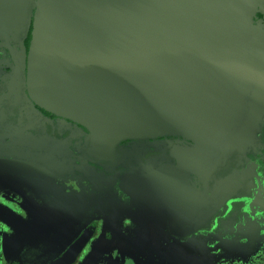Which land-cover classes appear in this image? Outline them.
I'll return each instance as SVG.
<instances>
[{"label": "water", "instance_id": "95a60500", "mask_svg": "<svg viewBox=\"0 0 264 264\" xmlns=\"http://www.w3.org/2000/svg\"><path fill=\"white\" fill-rule=\"evenodd\" d=\"M263 3L35 0L29 94L94 136L173 133L191 139L194 146L175 165L129 177L135 179L136 196L166 207L172 217L186 215L191 204L184 180L212 154L234 114L243 77L254 66L243 44L245 17H253ZM250 38L255 60L264 64V29L252 26ZM263 108L264 74L252 94L247 124L231 148L250 135ZM2 171L33 174L37 168L0 157ZM95 232L94 223L50 264H74Z\"/></svg>", "mask_w": 264, "mask_h": 264}, {"label": "rangeland", "instance_id": "374dc122", "mask_svg": "<svg viewBox=\"0 0 264 264\" xmlns=\"http://www.w3.org/2000/svg\"><path fill=\"white\" fill-rule=\"evenodd\" d=\"M14 1L6 0L8 5ZM23 18H17L18 25ZM247 35L244 32V45H248ZM247 45L245 52L250 58ZM246 104L249 102L242 106ZM242 114L244 111L234 115L238 119ZM4 128L6 125L0 120V143L8 135L14 145L8 149L11 153L0 151L1 155L43 161L78 180V185L73 184L74 188L69 189L56 179L0 176L1 183L19 188L24 197L34 202L28 218L0 208V217L7 223L0 221V264H47L62 254L93 221L100 223L99 233L76 264H264V192H257L264 185V108L242 143L245 147L249 142L242 151V159L231 160L224 171V175L231 177L247 176L252 170L251 193L231 198L215 223L189 237H174L162 209L145 205L125 190L127 175L139 176L170 161L167 141H131L123 150L119 147L121 159L109 162L100 158L101 173L87 163L79 170L81 175H77L78 170H73L72 165L69 168L57 161L70 156L63 140L53 141L48 135L38 138L18 131L4 132ZM70 135L76 139L78 133L71 131ZM20 146L35 150L31 152ZM69 147L79 153V146ZM42 148L51 152V156L44 157ZM73 158L72 155V161Z\"/></svg>", "mask_w": 264, "mask_h": 264}, {"label": "flooded vegetation", "instance_id": "af4514ba", "mask_svg": "<svg viewBox=\"0 0 264 264\" xmlns=\"http://www.w3.org/2000/svg\"><path fill=\"white\" fill-rule=\"evenodd\" d=\"M18 2V0H15V5H8L6 0H0V120H3L6 125V128L2 129L4 132L13 133L14 131H18L23 133L24 136L32 134L34 136H38V138H42V135H48L53 141L63 140V142H66L68 145L70 156L60 157L59 159L57 158V161L63 162L66 164L65 166H68L69 168L72 165L74 168L73 170H78L77 175H81L80 171L83 170L87 163L91 168L96 171L98 170L97 172L101 173V165L98 164L100 158H104L109 162L121 159L122 153L120 152L119 147L122 146L123 150L124 145L131 141L165 140L169 143L168 155L170 156V161L156 167L155 169L175 165L181 155L187 149L194 146L191 139L181 134L173 133H166L156 137H143L135 139L124 137L119 140H114L115 137L94 136L87 129L80 126L79 123L71 121L70 118L58 114H47L39 110L35 105L36 102L31 98L28 89V64L31 41V39H29L30 31L28 28L30 23L31 7L26 9L27 12H25L23 9H25L26 5H28L29 0L20 1L23 4ZM32 3L34 5L35 0H32ZM263 8L264 7L260 8V10L253 17L248 15L245 17L244 22H247L249 31L254 25H259L262 30L264 29V13H260L263 11ZM20 16H24V18L22 24L18 25L17 18ZM247 36L248 50L251 54L250 59L252 58V55H254L255 58V47L253 46L254 51L251 53L250 44L252 42L250 41L251 38H249V35ZM247 72L254 77L255 83L252 90L253 94L259 77L264 74V64H260L255 60L254 66H251V69ZM251 102L252 100L249 102V105H251ZM236 115L232 114L223 128L218 139V142H220L216 147L217 149L214 147L212 154L203 162L196 165L184 180L183 189L186 197L188 198V201L186 202L191 204V209L186 215H183L181 212V215L172 217L166 207L157 205L148 200H143L139 196H136L132 192L135 179L129 178L134 175L126 174V192L145 205L162 209L165 212L167 228L174 237H189L197 233L199 230L207 228L212 225L213 222L215 223V219L221 215L220 213H222L223 209L227 205V202L231 198L251 193L254 185L252 170L249 171L250 173L247 176L236 175L228 177L224 175V171L229 166V162H231V160L233 161L235 158L240 159L243 149H245L246 145L249 143L246 142L245 147H242V143L246 140L244 139L237 147H230L232 141L235 140L236 135L247 124L251 114L249 111L248 114H242L238 119ZM26 116L29 118L26 119ZM71 131L78 133L76 139L71 138ZM4 137V141L0 143V151L11 153L8 149L10 148V145L14 144L9 140L8 135ZM70 144L72 146H79V153L72 152L69 147ZM20 147H23L25 150L30 149L31 152L35 150V148H28V146ZM40 151L44 155L47 154L51 156L49 154L51 152L45 150L44 148ZM230 154H232V157ZM72 155L74 157L73 161L71 159ZM0 157L31 163L37 168V172L33 174L2 171L0 172V176L11 174L41 180L56 179L57 181H61L63 184L67 185L69 189L74 188L73 184L78 185V180L67 174H63V171H58L43 161L30 160L10 155L3 156L1 154ZM44 157H46V155ZM251 167L254 166L251 165ZM78 177L80 178L81 176ZM257 192H259V194L263 193L264 185L260 186ZM46 193L49 195L48 191ZM33 203L32 198L24 197L19 188L7 186L0 182V208L10 211L21 218H28V215H30L29 212L34 208ZM0 221L3 224H7L1 217ZM94 223L96 224V232L79 253L74 264L78 263L86 252V248L92 241L93 237L99 233L100 223L98 221L89 223L83 232ZM7 228L9 227H4L5 230H7ZM73 242L69 245V247L73 244ZM52 261L47 264H50Z\"/></svg>", "mask_w": 264, "mask_h": 264}, {"label": "trees", "instance_id": "16d2710c", "mask_svg": "<svg viewBox=\"0 0 264 264\" xmlns=\"http://www.w3.org/2000/svg\"><path fill=\"white\" fill-rule=\"evenodd\" d=\"M30 7H31V15H30V23H29L28 30L30 31L29 32V39H31V41H30V45H31L32 38H33V21H34V13H35V6L33 5L32 0H29L28 5H26L24 11L27 12L26 9H28ZM262 10L263 11H261L260 13L263 14L264 13V8ZM247 29H248L247 30V34L250 35L249 34V28H247ZM250 45H251V53H252L254 51V48H253L252 43ZM252 59L255 62L254 55H252ZM254 83H255L254 77H252L251 74H245V76L243 77V88L241 90L240 97H239L238 103L236 105L234 114H241L242 111H244V114H248L249 113L250 105L246 104V106H242V104H244L245 102H250L252 100V90L254 88ZM35 105L37 106V108L39 110H41V111H43V112H45L47 114H55L56 115V113L43 108L42 106H40L37 103ZM71 121H73V120H71ZM79 125L84 127L85 129H87L82 124L79 123Z\"/></svg>", "mask_w": 264, "mask_h": 264}]
</instances>
